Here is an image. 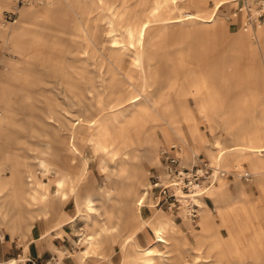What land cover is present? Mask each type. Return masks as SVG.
<instances>
[{
    "label": "rangeland",
    "instance_id": "rangeland-1",
    "mask_svg": "<svg viewBox=\"0 0 264 264\" xmlns=\"http://www.w3.org/2000/svg\"><path fill=\"white\" fill-rule=\"evenodd\" d=\"M97 1L100 3V0H68V2L89 4L81 10L71 11L63 0H43L42 4L40 0H34L15 10L16 23L11 25L13 21H5L2 11L13 10L15 2L0 0L2 28L0 29V117H6L8 120L0 127V206L3 205L1 210L6 211L5 218L0 217V239H2L0 246L12 245L14 248L17 245L24 251L28 242H31L35 236L39 225L46 224L47 228L52 229L54 222L59 223L68 219L70 217L68 215L74 214V203L81 207L86 200H89L92 201L90 204L92 215L88 217L86 211L82 209L80 217L69 224L73 234H79L74 238V242L76 244L79 242V246L73 244L75 251L78 252V259L84 254V250L88 254L85 256L87 259L92 256H105L106 258H103L107 259L113 253V247H116L120 262L115 261L114 264H149L147 257L141 251L156 241V235L148 226L134 237L132 229L135 226L134 213L137 209L135 203L148 182L150 170L158 165L160 147L174 142L166 127L162 125L161 129L165 142L159 134L160 143L155 154L144 166L143 174L146 180L137 188L130 200L129 208L120 205L117 194L120 184L113 185L115 181L118 182L114 177L116 171L114 161L119 158L112 161L109 151H96L90 143L85 144L79 140L77 147L80 155L71 160V155L67 154L64 147L59 153L53 149V145L52 147L49 145L52 141L51 136L46 135L44 128L49 118L55 116L57 112L63 116L67 128L71 127L69 129L77 125L82 126L77 119H82L83 122L98 120L100 116L98 113L102 111L105 103L94 101L95 109L88 112L83 111L79 103L85 104L87 99H92V94L87 91L89 87L94 90L96 86L101 85V89L106 94L109 92L108 84L120 83L124 87L125 97L129 94L126 78L134 71L131 63L135 55L134 47H129L132 38L126 33L125 25L128 20L136 24L141 21L142 18L137 15L138 9L134 10L133 7L142 0H102L103 5L96 3ZM174 1L178 3L177 8L164 17H180L187 11L178 6L181 5L178 0ZM168 2L170 0H162L160 5ZM225 3L224 1L215 18L220 25L226 27L224 37L218 35L216 39H212L193 35L191 30L196 27L190 24V27L184 31L177 27L171 30L172 36L156 40L154 47L157 55H165L175 64L172 66L176 67L174 70H178L177 85L170 89L171 92L177 91L178 94L177 97L172 98L177 101L173 104L178 106L180 111H184L181 113H184L189 121L197 122L200 134L214 154L216 152L214 150L218 149L216 140L220 141L224 148L238 143L254 147L264 145V101L252 96V92L258 86L246 79L249 75L253 78L255 75H262L264 78V67L242 69L243 66H239L242 64L238 65L236 62L234 49L228 42L236 32L246 35L250 31L243 32L240 21L230 18L234 5ZM93 5L103 8L98 9ZM105 5L110 6L111 9L106 10ZM213 7V3L208 2L206 14H199L193 7H189L188 11L207 19ZM51 9L53 13L48 12ZM233 23L234 30L230 28L234 26ZM19 25H22V29L16 32L15 28ZM253 31L255 32L256 29ZM250 40L255 43L252 37ZM112 49L123 51V59L121 58V67H119L120 75L101 56V52L108 55ZM16 65L17 68L14 67ZM159 67H167V65L163 64ZM12 68H16L18 79L6 80ZM160 81L165 84L164 78ZM74 84L78 96L73 91ZM193 86L200 90V96L202 93L207 96L210 92H216L217 96L212 100L205 97V100L197 104L199 95H196ZM146 88L148 95L154 90L148 84ZM140 90L144 92V88ZM189 90H192L195 99L188 92ZM238 97L242 99L238 100ZM239 101L244 102L243 113L233 110L237 104H241ZM122 114H124L123 109L110 110L103 122L108 120L114 124V120ZM125 123L128 125V121ZM131 126L130 123L128 128L132 129ZM236 131L240 132L247 143L236 142L226 134ZM132 133L133 129L130 130V134ZM102 139L107 142L104 137ZM176 145L181 149V155L187 163L194 161L196 157L207 159L210 163L215 161L209 159L207 150H198L191 146V150L195 152L194 156L191 153L185 156L187 148L180 143ZM118 147L125 153L134 148L127 144ZM230 155L222 156L219 166L230 175L218 180L215 187L213 186L214 189L209 194V191L206 193V198L208 194L207 212L211 223L205 234L209 242L215 244L217 232L219 233L223 243V256L212 253V246H209L205 240H202L204 251L197 253L196 234L201 230L199 220L194 227L191 223L176 219L173 215L152 210L150 213L142 212L143 219H161L173 223L166 234L172 239L171 246L165 247L161 243L154 245V250L162 256L154 258V264H169L176 253L173 251V246H176L177 251L184 257L185 264H224L225 260L229 261L225 264H263L260 246L263 240L261 238L256 240L255 233L260 234L264 231V180H257L254 175L250 166L252 157L241 154V160L238 161L230 159ZM36 158H41L50 164L48 174L37 168ZM82 162L84 173L81 171ZM104 166L108 168L105 169ZM29 171L35 173V176L45 183L43 187L38 188L39 193L45 198L41 204L35 206L30 205L23 198L19 201L20 206L23 207L21 209L15 204V201L18 202L17 199H13L14 177L27 185ZM107 174L109 177L105 179ZM244 176H248V180H245ZM58 179L62 181L59 187L55 182ZM112 186L115 190L106 200V191ZM217 195L220 197L218 209L213 203ZM65 204H68L66 209L71 211L67 213L62 211ZM34 207L45 208L46 216L37 217L33 228L29 230L30 217L26 214L32 213ZM19 210L27 218L23 224L19 222L21 217L18 216ZM43 217L45 221L39 222ZM238 225L248 228L250 232L246 231L243 235L238 232ZM98 226L102 227L103 232L98 237L97 244L85 246V236L92 235L98 230ZM232 228L236 229L235 232ZM106 229L112 230L105 232ZM55 235L61 237L63 232L60 229ZM128 236L134 238L123 251L121 243L123 245ZM106 250L109 252L107 253ZM16 251L21 254V250ZM59 251L62 253L55 252V258L49 264H72L76 253L66 249ZM22 256L15 258L19 260L17 264H38L26 262V258ZM194 257L198 258L197 261ZM77 264H80V260Z\"/></svg>",
    "mask_w": 264,
    "mask_h": 264
},
{
    "label": "crops",
    "instance_id": "crops-1",
    "mask_svg": "<svg viewBox=\"0 0 264 264\" xmlns=\"http://www.w3.org/2000/svg\"><path fill=\"white\" fill-rule=\"evenodd\" d=\"M63 1H64L63 3L71 11H78L79 9L81 10L82 8H85L89 5L88 3H85V2L84 3H80V2L77 3V2H68V0H63ZM73 1H76V0H73ZM220 1H225L226 3L230 2V0H184V2L179 3L181 5H178V6L185 8L187 10V11L183 12L185 14L186 13L193 14L191 11H188L189 7L190 8H192V7L196 8L199 14H202V13L206 14V13H208V11L206 10L208 2H212L214 5V3L220 2ZM99 2H100L99 3L100 5H103L102 0H100ZM161 2H162V0L161 1H159V0L138 1L134 5L133 8H134V10L138 9L137 15H139L140 18H142L141 21L138 24H136V23H131L130 20H128L126 22V24L140 25V24L145 23L146 21H150L151 23H156L159 19L166 18V17H164V15L173 11L172 8H173L174 4L172 3V0H170V2L166 3L165 5H161L164 7H163L162 11L160 12V14H157V15L151 14V12L155 8V6H157L158 4L160 5ZM96 3H98V1ZM93 7L98 8L97 6H94V5H93ZM104 7L106 8V10L111 9V7L108 5H105ZM99 8L102 9L103 7H99ZM212 9L209 12L210 16L207 19L213 17ZM32 11L33 10H31V12ZM48 12L53 13V10L51 9ZM133 13H136V12L133 11ZM194 14L199 16V14H196V13H194ZM216 15H217V13L215 14L213 21L209 26L204 27V28L196 27L194 29L193 35H201V36H204L206 38H212V39H216L218 35H221L224 37V32H225L226 27L223 25H220L218 23V21L215 19ZM199 17H201V16H199ZM27 19H28V17H27ZM187 20H189V19H187ZM233 25H234V23H233ZM175 28H167L166 30H163V31H160L158 29L152 31L150 33V37H149L150 46H151L150 50L151 51H150V53H148V51H146L145 55H144V56H147V59H149V62L152 64L153 67H156V64L158 63V61L161 60L162 65L166 64L167 65L166 68H168L167 72L165 71V77H164V82L166 83L165 86L167 89L166 90L167 95L164 94V92L162 91L163 85L159 80L155 81V83L152 85V87L154 88V90H153V98L155 99L154 104H156L160 108L163 119L160 118L154 110H152L151 106L143 105V104L139 105L137 107L131 106L132 105L131 100H132L134 94L137 93V91H139L140 85H138V89L136 90L135 87L137 85H136L135 81H132L133 82V85H132V84H130L131 81H128L127 79H126V84L128 85V89H130L127 97H125V95H124L125 91H124V87L122 84L110 83V84H108L109 92H107L106 94L101 89V85L96 86L94 90H92L89 87V89L87 91H88V93L92 94V99H90V98L87 99L85 101V104L82 102H79L80 105L83 107V111H85V112L93 111L95 109L94 101H96V100L102 101L103 103H105V105L102 108V111L98 113V115H100L98 118H101V122H99L96 125L97 126L101 125L100 126L102 128L101 129V136H102V138L104 137L106 139V141L108 140V132L110 131V128H109L110 125L104 126V125H102V123L104 124L103 121H104L105 117L107 116V114L110 112L109 106L111 104L112 105H119L115 109L119 108V109L124 110V114H122L120 117L116 118L117 121H121L123 124L126 121H128V123L132 124L134 129L139 130L142 134H145L146 136L149 135L148 134L149 132L155 136H158L159 134L162 135V131H161L162 125L164 122L167 123L168 121H170V123L167 124V128L169 131H172V129H173L172 122L174 119V110L176 107H178V106L173 104V102H177L176 99L172 100L173 97L178 96V94L176 93L177 91L176 92L170 91V89L176 87L177 82H178L177 77L173 74L174 68L172 66H174L175 64H173L172 61H170V59H168L165 55H157L155 53L154 47H155V41L156 40L170 38L172 36L171 30H173ZM177 28H181V29H183V31L187 30L186 27H177ZM184 28H186V29H184ZM230 28H232V30H234L235 25L233 27H230ZM21 29H22V25L21 26L19 25L17 28H15L16 32H19ZM250 37H252V39H255V41H254L255 43H253L250 40ZM135 39L136 38H134V40ZM228 44L230 47H232L234 49L233 53L235 54V57L237 59L236 62H238V65L242 64V65H239V66H243V67H241L242 69L247 68V67H256V68L257 67H264V27H258L255 32L253 31L252 33H246V35L240 34L238 31L230 39ZM101 56L104 59H106L107 62L109 63V65H111V67H112L113 65L110 63L109 59L110 58H115L118 60H121V58L123 59V51H118V50L112 49L109 51L108 55L101 52ZM260 60H261V65H259ZM77 62H79V61H77ZM131 66L134 69L131 76H134L135 78H137V81L139 84L138 68L136 66H133V65H131ZM14 67L17 68L18 66L16 65ZM112 68L114 69V71H117L118 75L120 74L119 67L113 66ZM15 69H13L12 72H10L8 74L6 80L10 81V80H17L18 79V77H17L18 74H17V71ZM168 74H169V76H168ZM246 79L253 81L258 86L256 88V90L252 92V96L254 98H257V97L261 98L264 101V78H263V76L262 75H257V76L255 75L253 78L251 75H249V76H246ZM199 86H200V84H199ZM159 88H161V89H159ZM73 91L76 94V96H78L77 87L75 84H74ZM188 92L193 96L192 90H189ZM216 96H217L216 92H210L209 94H207V96H205V94L202 93V101L205 100V97H209V99L212 100ZM193 98H194V96H193ZM239 99H242V97H238V100ZM116 101H117V103H116ZM239 102L241 104H237L233 110L234 111L237 110L238 112L243 113L244 112L243 110H245V107L243 106L244 102H242V101H239ZM71 106H74V105L71 104ZM263 108H264V105H263ZM181 111L184 112L183 110H181ZM181 111H180V113H181ZM181 114L184 115V113H181ZM146 119H151V121L152 120H155V121H152V123H151V121H150V123H147ZM183 119H185L189 123L188 125L192 128L194 134L196 135V142L193 146L198 150L199 149L207 150V148H209L207 151H208V157L210 160H211L212 156L215 154H216V157H219V155H220L219 149L225 150L227 155L231 154L230 159H232V160L237 159L239 161V160H241V154H247L249 157H252V161H250V166H251L252 170L254 171V175L256 176V178H258L257 180H264V178H263V176H264V159H259V158H264V156L255 154L256 151L264 150V145L254 147V146L249 145V144L244 143L241 145L238 143L234 146L224 148V147H222V144L220 141H215L218 144V149L214 148L215 149L214 151H216L214 154L213 150L207 144L204 137L200 134L198 126H197V122L189 121L187 119L186 115L184 116ZM7 121L8 120L6 117H0V127L3 124H5ZM77 121H80L82 123V126L77 125V127L73 128L74 130L69 129L71 127L67 128V124H66L63 116L61 115L60 112H57L55 114V116H52L49 118V122H46L45 126H44L46 135L51 136L52 141L49 143V145L51 147L53 145L54 146L53 149L59 153H61V151L64 147L66 149L67 154L71 155V157H72L71 160H74L73 157L78 156V155L72 153V151H71L70 141H69V134L70 133H73L77 136H80L82 138V139H80L81 141L88 138L89 142H86V143H90L93 147L96 148V151H99V149L96 147V143H95L94 139H92L93 129L95 127L94 128L93 127H91V128L87 127V123L89 124L93 120H89L88 122H83L82 119H77ZM103 128H105V129H103ZM171 134H172V132H171ZM226 134H228L229 137L236 142H242V141L246 142L241 137L240 132L236 131L235 133H231V134L226 132ZM164 142H165V139H164ZM158 144H159L158 141L150 144V148H151L150 151H153L154 154H155V150H156ZM169 144H171V143H169ZM242 149H244L246 151H243ZM220 160H221V156H220ZM36 166H37V168L42 169L44 172H47V174L49 173L50 164L48 162H46L45 160H42L41 158H36ZM104 167H105V169L108 168L106 166H104ZM81 169H82L81 170L82 173H84V170H83L84 169V163L83 162L81 163ZM108 177H109L108 175H105L104 178L107 179ZM32 178H34V183H32ZM14 179L15 180H14V187H13V196H14L13 199H15V200L17 199L18 202L15 201V204L17 205L18 208H21V209L23 208L19 204L20 203L19 201L23 200V198L32 206H35L37 204L39 205V203L41 204L43 202L45 197H43V194L39 193L38 188L43 187L45 185V183L43 181H41L39 179V177H36L35 173L30 172V171L28 172V177L26 180V182L28 183L27 185H24L18 178L14 177ZM35 179H38V180H35ZM55 182H56V185L58 187L62 185V181L60 179L56 180ZM118 184H123L124 188L128 189L130 181H124V182L115 181L113 183V185H118ZM138 187L139 186L136 187V190ZM45 191H47V189H45ZM139 197H140V195H139ZM138 198H137V200H138ZM137 200H136V202H137ZM91 202L92 201L86 200L81 207H79L78 205H76L74 203V214H72V216L68 215L70 217L66 220H62L59 223L56 222L57 224L54 222V228H52V229L47 228L48 225H46V224L45 225L44 224L39 225V227L35 231V236H33L31 242H28V244H27L28 247L26 246V248H24V251H23V249H20V247L15 245L14 248H16V250H21V254H19L13 248L12 245L6 246V247L0 246V264H5L7 261H10V260H15V258H18L19 256H22V255H23L22 258H26V260H25L26 262H31V263L35 262L38 264H49L51 262V260H53L55 258L54 257L55 252L62 253V251H59L62 249H66L68 251L75 252L76 254L74 256L71 254L75 259V260L72 259L73 260L72 264L79 263L78 252H76L75 248L73 247V244L78 245V243H79L78 242L76 244L74 242V238L78 237L79 234L78 235L73 234V232L71 231V227H69V224L74 222L72 220V218L77 215L78 209L80 211L79 217H80V214L82 213V209L85 210L86 213L88 214V217H90L92 215L90 213L92 210L91 209L92 207L90 206ZM218 202H220V197L217 195L215 200H213V203L217 209L219 208ZM67 205L68 204H65L62 208V211L64 213L71 211V210L66 209ZM2 207H4V206L3 205L0 206V217L3 219V218H5L6 211L1 210ZM37 208L38 207H34L33 208L34 210L32 211V213L28 212L26 214L27 217L28 216L30 217L29 218V225H28L29 230H31L33 228L34 220L37 217L45 215V208H43V207L39 208V209H37ZM207 211H208V209H207ZM22 213H23L22 211H20V210L18 211V214H19L18 216L20 217V215H21L20 221H19V222H21V224H23L25 222V218H26L24 215H22ZM76 219L77 218H75V220ZM146 220H150V219H146ZM203 220H204V224L206 225L208 223V218H206V219L203 218ZM41 221H45V217L39 219V222H41ZM148 226H150L152 228V230L155 231V226L153 224L146 225V226L141 227L139 230H137L134 234V237L138 233L142 232L144 227H148ZM60 229H61V232H63V235L61 237H58L55 235V233L58 232ZM47 237H51V239H47ZM202 238H203V240L208 242L209 246H212V251H211L212 253L218 254V256H220V257L223 256V243H222V240H221V237L219 234H218V236H216L217 242L215 244H211L209 242V240L207 238V234H205V232H203ZM153 243H155V242H153ZM0 244H2V243H0ZM152 244H150V245H152ZM150 245H148V246H150ZM261 247H262L261 260L264 264V240L262 241ZM121 248H122V243H121ZM106 252L108 253L109 251L106 250ZM103 257L106 258L105 256H94V257L92 256V257H89L85 263L114 264L115 261L117 263L120 262V260L117 257L116 247H113V253L110 254V256H108L107 259H104ZM1 262H3V263H1ZM226 262H229V261L225 260V263Z\"/></svg>",
    "mask_w": 264,
    "mask_h": 264
},
{
    "label": "bare ground",
    "instance_id": "bare-ground-1",
    "mask_svg": "<svg viewBox=\"0 0 264 264\" xmlns=\"http://www.w3.org/2000/svg\"><path fill=\"white\" fill-rule=\"evenodd\" d=\"M178 2L182 3V2H184V0H178ZM40 3L42 4L43 0H40ZM172 3L174 4L173 8H172L174 10L175 8H177L178 3L174 0H172ZM229 3H231V0ZM223 5H224V1L214 3V7L212 9L213 17L209 18V19L201 18L198 15H195L193 13V14H184V15H182L180 17H176V18L159 19L156 23H151L150 21H146L145 23L140 24V25H135V24H126L125 25L126 33L128 34L129 37L132 38V41L129 43V47L130 46L134 47V55L135 56L132 60L131 65L136 66L138 68L139 84H137V86L135 87L136 90L138 89V85H140L139 91H137V94L134 95L132 100H131L132 101L131 102L132 107H137V106L142 105V104L148 105V106L152 107V110H154L160 118L163 117L160 108L156 104H154L155 99L153 98V92L150 95H148L146 84H148L149 86H152L155 83V81H157V80L160 81L161 79H163L165 77V71L167 72L168 68L159 67L160 65H162L161 60L158 61V63L156 64V67H153L152 64L149 62V59H147V56H144L146 51H148V53H150V51H151L150 50L151 46H150V41H149L150 33L154 30H157V29L160 31H163V30H166L167 28H175V27H186L187 28V27H190L189 26L190 24H194L195 27H199V28L207 27L212 23L215 14L220 10L221 6H223ZM163 7L164 6H161L158 4L157 6H155V8L151 12V14L152 15L160 14ZM7 10H9V9L3 10L2 13L6 12ZM187 19H189V20H187ZM15 23H16V21L13 22L11 25H14ZM0 29H2L1 25H0ZM191 31H193V33H194V30H191ZM249 33H252V31H250ZM134 38H136V39L134 40ZM109 61L115 67H121V60H118L115 58H110ZM173 68L175 69L176 67H173ZM176 71H178V70H176ZM176 71L174 70V72H173V74L175 76H176ZM116 73H117V71H116ZM168 76H169V74H168ZM126 79L128 81H131L130 84H132V85H133L132 81H135V83L138 82L137 78H135L134 76H130V77L128 76ZM160 82L162 83V81H160ZM162 85H163L162 91L164 92V94L167 95V93H166L167 89L165 86L166 83L165 84L162 83ZM193 87H194V92L196 93V95H199L198 100H197V104H198L199 102L202 101V96H200V94H199L200 90L195 88V86H193ZM143 88H144V92H142L140 90ZM159 89H161V88H159ZM116 103H117V101H116ZM118 106L119 105H112L111 104L109 106V111L115 109ZM178 113L180 114L179 116H178ZM183 118H184V115H182L180 113V109H178V107H176L174 110V119L172 122V124H173L172 125L173 126L172 131H169L167 128V124H169L170 121H168L167 123L162 122L163 125L166 127L168 134H170V136L174 140V142H171V144H168V145L180 143L185 148H187V150L185 152V156H188L189 153L193 154V156H194L195 152H193L191 150V146H193L196 142V135L194 134L192 128L188 125L189 123ZM150 121H151V119H146L147 123H150ZM152 121H155V120H152ZM152 121H151V123H152ZM99 122H101V118H99L95 122L91 121L89 124L87 123V127L88 128H91V127L94 128L95 127L93 129L92 139H94V141L96 143V147L99 149V151H101V150L109 151L111 153L112 161L114 159L119 158L117 161H114L115 170H116L114 177L116 180H118V182L130 181V184H129L128 189H125L124 185L120 184V187H119V190L117 191V194H118V198L120 200L121 207L129 208L128 206L130 205V200L135 195V193L137 191L136 187L139 186L142 181L146 180V177L143 174L144 166L147 162H149L153 158V155H154L153 151H150V149H151L150 144L155 143L157 141H158V143H160L159 142V135L155 136L149 132L148 133L149 135L146 136L145 134H142L139 130L134 129V127H132V126H131V128L133 129V133L130 134V130H132V129L128 128V125H130V123H128V125H126V123L123 124L121 121H117L115 119L114 124L116 126L114 127V124L112 122H109L106 120L103 125L104 126L110 125L109 126L110 131L108 132V140H107L108 142H104L102 140V136H101V129H102L100 127L101 125H98V126L96 125ZM103 129H105V128H103ZM171 132H172V134H171ZM161 138L163 139V142H164L163 133L161 135ZM80 139H82L80 136H77L73 133L69 134L71 151H72V153H74L76 155H80V151L77 147V141L79 142ZM216 141H218V140H216ZM81 142H84L86 144V142H89V139L87 138L85 140H82ZM126 144L128 146L129 145L134 146V148H131V151L127 152V153L122 152L123 149L122 148L119 149V147H118V146L123 147V145H126ZM208 149L209 148H207V150ZM242 150L246 151L244 149H242ZM219 153H220L219 157H216V154H215V156L214 157L212 156V158H211L214 160L217 158L212 163H214L218 166H220V156L222 158V156L226 155V151L223 149H219ZM255 154L256 155H264V150L256 151ZM124 157H127V158L125 159ZM214 187L209 190L208 194L214 189ZM114 190H115L114 187H109V189L106 191V196H105L106 200L110 198V196L112 195L111 193ZM208 194H207V199H208ZM140 197H141V194H140ZM139 198H138V200H139ZM138 200H137V202H138ZM137 202L135 203L137 206L136 213H134V221H135L134 224H135V226L133 227L132 232H133V234H135V232L137 230H139L141 227L146 226V225L153 224L155 226V231H154V234L156 235L155 243L144 248L141 251V253H143L147 257L148 263L154 264V260H155L154 258L157 259V258L162 257V256H160L159 253H157L154 250L155 249L154 245L156 243H161V245L165 246V247L171 246L170 241L172 239L170 236H166V234L168 233L167 230H169L171 228L170 226L172 223L168 222V221H163L161 219H155V220L154 219H150V220L143 219V217L141 216V213L143 211L141 208L138 207ZM207 207H208L207 205H203V208L199 214V224H200L201 230H199L198 233L196 234V241H197L196 251H197V253L204 251L202 249L203 248L202 234H203V232L206 233V231H208V228H209L210 223H211V219H210L208 212H207V209H208ZM79 213H80V211L78 209L77 215H76L77 217L74 216L72 218L73 221H75V218H79ZM238 213H240V212H238ZM129 214L131 215V212ZM203 218L204 219L208 218V223L206 225L204 224ZM183 220H185V219H183ZM185 221H187V220H185ZM187 222H189V221H187ZM112 229H114V228H112ZM112 229H106L105 232H109ZM235 230H236L235 228H232V231L235 232ZM237 230H238V232L242 233L243 235L245 234L246 231L250 232L248 230V228H243L242 226L239 227V225L237 227ZM102 232H103L102 227L98 226V230L95 231L92 235L85 236V240H84L85 246H91V244H93V243L97 244V242H98L97 239H98V237L101 236ZM218 234L219 233L217 232V235ZM251 235H253V234L251 233ZM253 237H254V235H253ZM255 237H256V240H258L260 238L262 240H264V231L260 234L258 232H256ZM132 238L133 237H131V236H128L125 238V241L122 245L123 251L125 250L126 246L130 243ZM173 238H175V237L173 236ZM99 240H100V238H99ZM81 241L82 240H80V242ZM85 251L86 250H84V254H82V256L80 255V257H79L80 264H85V262H86L87 257H85V256L88 254ZM173 251L176 252L175 257H173L171 259L169 264H185V259L182 255H180L181 253L177 251L176 246H173ZM59 255H61V254H59ZM197 259H198L197 257H194L195 261H197ZM18 262H19V260L15 259V260L7 261L5 264H17Z\"/></svg>",
    "mask_w": 264,
    "mask_h": 264
},
{
    "label": "built area",
    "instance_id": "built-area-1",
    "mask_svg": "<svg viewBox=\"0 0 264 264\" xmlns=\"http://www.w3.org/2000/svg\"><path fill=\"white\" fill-rule=\"evenodd\" d=\"M31 1L34 0H14V9L4 12V20L14 22L15 10ZM231 3L234 7L230 18L240 21L241 30L253 31L264 26V0H231ZM149 174L148 182L141 190L138 207L143 212L155 210L176 219H185L194 227L203 205H206V193L218 180L230 175L200 157L187 163L176 144L160 147L158 165ZM244 178L248 180V176Z\"/></svg>",
    "mask_w": 264,
    "mask_h": 264
}]
</instances>
